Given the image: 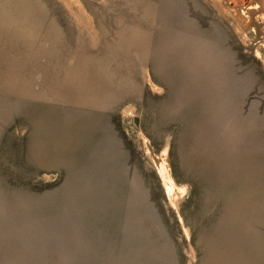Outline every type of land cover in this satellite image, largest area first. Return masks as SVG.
Returning <instances> with one entry per match:
<instances>
[{"label": "rangeland", "instance_id": "obj_1", "mask_svg": "<svg viewBox=\"0 0 264 264\" xmlns=\"http://www.w3.org/2000/svg\"><path fill=\"white\" fill-rule=\"evenodd\" d=\"M0 264H264V0H0Z\"/></svg>", "mask_w": 264, "mask_h": 264}]
</instances>
